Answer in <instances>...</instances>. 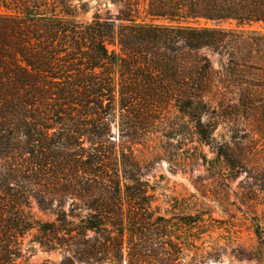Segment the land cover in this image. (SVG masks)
<instances>
[{
    "label": "trees",
    "instance_id": "obj_1",
    "mask_svg": "<svg viewBox=\"0 0 264 264\" xmlns=\"http://www.w3.org/2000/svg\"><path fill=\"white\" fill-rule=\"evenodd\" d=\"M110 1L118 29L99 12L79 20L84 0H0V264H23L33 229L51 249L89 243L87 264H119L125 250L141 264L170 218L152 209L138 145L170 136L174 109L200 142L212 138L202 121L212 100L264 113V0ZM202 19L215 25L193 24ZM202 47L227 54L219 82ZM213 87L224 97H207ZM70 198L90 211L79 224ZM32 199L56 204V220H38Z\"/></svg>",
    "mask_w": 264,
    "mask_h": 264
},
{
    "label": "rangeland",
    "instance_id": "obj_2",
    "mask_svg": "<svg viewBox=\"0 0 264 264\" xmlns=\"http://www.w3.org/2000/svg\"><path fill=\"white\" fill-rule=\"evenodd\" d=\"M84 1L87 9L79 10V20H91L99 12L113 20L116 29L124 23L119 19V7L110 0ZM193 24L215 25L205 19ZM221 26L232 25L224 22ZM109 48L118 50L117 45ZM197 53L208 59L210 66L202 62L205 72L219 82L227 54L209 47ZM227 96L235 101L239 94ZM207 97L224 95L213 87ZM220 105L212 100L202 114L203 123L212 130L208 142H200L186 118L174 109L171 116L175 125L168 131L170 136L158 132L149 147L138 145L154 194L152 209L156 215L170 218L168 222H156L169 223L163 227L169 235L154 236L153 250L146 253L141 264H264V243L257 234V230L264 234V113H232ZM151 145L159 153L145 156ZM55 209L56 204L44 207L32 199V212L40 221H55ZM65 209L76 224L90 212L79 200L73 205L71 198ZM160 228H155L154 234ZM93 235L88 232V237ZM41 237L45 239L37 229L25 235L20 258L23 264H87L81 249L88 248L89 243H64L51 249L38 241ZM119 264H129L127 250Z\"/></svg>",
    "mask_w": 264,
    "mask_h": 264
}]
</instances>
